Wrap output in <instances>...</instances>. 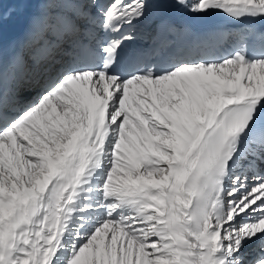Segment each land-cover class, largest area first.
<instances>
[{
  "label": "snow or ice",
  "instance_id": "snow-or-ice-1",
  "mask_svg": "<svg viewBox=\"0 0 264 264\" xmlns=\"http://www.w3.org/2000/svg\"><path fill=\"white\" fill-rule=\"evenodd\" d=\"M0 264H264V0H0Z\"/></svg>",
  "mask_w": 264,
  "mask_h": 264
},
{
  "label": "bare ground",
  "instance_id": "bare-ground-1",
  "mask_svg": "<svg viewBox=\"0 0 264 264\" xmlns=\"http://www.w3.org/2000/svg\"><path fill=\"white\" fill-rule=\"evenodd\" d=\"M192 2H194V0H189V3H192ZM7 11L9 13V15L5 21V25H6L7 29L9 30V33L12 34L19 27L18 17H17V14L14 12V10H12L11 8H9ZM216 11H220V10H216ZM216 11H213V12H216ZM226 47H227V45L225 44L224 46L219 47L217 50L222 51Z\"/></svg>",
  "mask_w": 264,
  "mask_h": 264
}]
</instances>
